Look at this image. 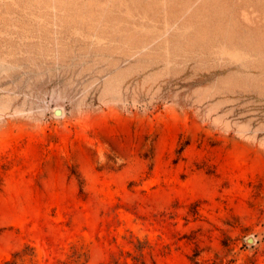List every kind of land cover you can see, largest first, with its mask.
<instances>
[{
	"label": "rangeland",
	"instance_id": "obj_1",
	"mask_svg": "<svg viewBox=\"0 0 264 264\" xmlns=\"http://www.w3.org/2000/svg\"><path fill=\"white\" fill-rule=\"evenodd\" d=\"M0 264H264V0H0Z\"/></svg>",
	"mask_w": 264,
	"mask_h": 264
},
{
	"label": "water",
	"instance_id": "obj_2",
	"mask_svg": "<svg viewBox=\"0 0 264 264\" xmlns=\"http://www.w3.org/2000/svg\"><path fill=\"white\" fill-rule=\"evenodd\" d=\"M248 242H252V239H248Z\"/></svg>",
	"mask_w": 264,
	"mask_h": 264
}]
</instances>
